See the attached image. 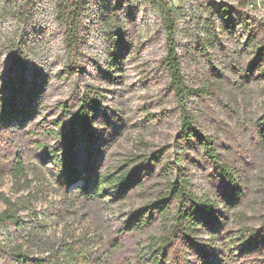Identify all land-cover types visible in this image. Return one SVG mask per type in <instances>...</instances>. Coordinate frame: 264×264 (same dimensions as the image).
<instances>
[{"label": "rangeland", "instance_id": "rangeland-1", "mask_svg": "<svg viewBox=\"0 0 264 264\" xmlns=\"http://www.w3.org/2000/svg\"><path fill=\"white\" fill-rule=\"evenodd\" d=\"M64 2L0 0V85L4 76L25 75L24 86L39 91L25 120L0 123V214L4 195L20 203L16 221L0 224V264H151V238L173 221L160 206L169 183L182 178L214 199L219 212L218 220L200 224L195 243H211L215 233L224 247L242 226L264 237V0H85L77 54L64 44ZM164 3L175 10L177 49L192 89L188 111L238 179L235 205L223 201L234 186L183 126L164 63ZM10 51L27 60L18 73ZM88 95L100 99L101 134L78 155L94 160L100 173L141 167L143 182L124 199L113 187L106 197L87 198L77 190L82 181L67 186L43 156L40 145H58L52 131L70 125L65 105L76 112ZM165 202L173 214L178 203ZM146 215L147 223L132 229ZM184 250L196 262L197 250L178 240L170 264H180ZM234 252L224 264H264V246Z\"/></svg>", "mask_w": 264, "mask_h": 264}, {"label": "trees", "instance_id": "trees-1", "mask_svg": "<svg viewBox=\"0 0 264 264\" xmlns=\"http://www.w3.org/2000/svg\"><path fill=\"white\" fill-rule=\"evenodd\" d=\"M60 8L59 19L65 25L64 44L71 53L77 54L80 48L82 18L87 9L86 2L85 0H65ZM163 10L166 15L169 46L164 63L171 74V83L181 107L183 126L189 129L190 134L187 136H195L204 147L205 154L214 163L220 176L234 186L223 194V201H227L230 206L235 205L241 200L238 179L235 178L231 167L222 161L212 139L203 135L194 125V119L188 111L186 102L192 89L186 83L176 43L175 10L167 3L163 4ZM10 55L17 73L26 68L27 60L18 51H10ZM3 78L2 85H0V123L20 124L33 112V102L39 91L33 87L31 89V87L24 86L23 81L27 78L25 75L16 78L15 75L9 74ZM63 110L69 114L70 125L65 131H52L58 141L57 146L40 145L44 158L55 165L58 175L67 186L82 181L83 186L78 187L77 190L87 198L106 197L113 187L114 196L124 199L130 190L143 182L141 167L133 169L122 167L114 172L100 173L96 169L94 160H81L78 155L80 145L96 141L101 134L96 126L97 115L100 112V99L88 95L81 99L78 111H71L67 105ZM16 170L19 174L24 173L22 164H17ZM3 198L7 208L0 214V224L16 221V211L20 203L5 195ZM166 199H173L178 203L173 214L169 213L170 206L165 202ZM163 201L160 206L161 214L165 219L173 221L163 236L151 238L148 247L151 264H170L174 258L169 254V248L172 242L178 240L197 250L196 262H191L188 258V251L184 250L178 255L180 264H224L229 260V251L235 250L234 253L240 251V256L262 251L264 237L247 226H242L236 234H228L224 240V247L218 245L215 233L211 238L213 242L202 245L195 243L193 240L197 238L200 224L218 220L219 212L214 199L200 197L190 189L188 179L171 181L168 185V197ZM149 219V215L141 217L132 229L143 227ZM21 256L24 262L29 261L27 255L21 254ZM44 262L43 258L34 260V264H44Z\"/></svg>", "mask_w": 264, "mask_h": 264}]
</instances>
